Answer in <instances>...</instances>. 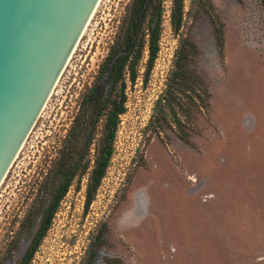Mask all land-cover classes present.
I'll return each mask as SVG.
<instances>
[{"label": "rangeland", "instance_id": "374dc122", "mask_svg": "<svg viewBox=\"0 0 264 264\" xmlns=\"http://www.w3.org/2000/svg\"><path fill=\"white\" fill-rule=\"evenodd\" d=\"M132 0H101L66 69L0 187V264H17L33 233L21 222L100 75ZM165 0L160 51L127 84L114 153L92 204L76 179L30 264H264V0H185L179 34ZM212 95L182 139L156 122L180 40ZM103 81V80H102ZM167 112V111H166ZM188 125L184 116H178ZM95 156L91 148L89 159ZM17 240L9 252V244Z\"/></svg>", "mask_w": 264, "mask_h": 264}, {"label": "trees", "instance_id": "16d2710c", "mask_svg": "<svg viewBox=\"0 0 264 264\" xmlns=\"http://www.w3.org/2000/svg\"><path fill=\"white\" fill-rule=\"evenodd\" d=\"M171 25L179 34L185 17V0H171ZM165 0H132L119 27L110 52L101 65L100 75L82 99L79 111L64 139L58 157L42 182L36 199L21 222L18 239L25 232L33 233L30 246L17 264H30L47 232L61 201L76 179L89 176L86 203L89 207L106 176L114 153V144L122 115L127 107V84L135 83L139 67L147 53L145 77H149L160 51ZM198 48L188 38L180 40L174 69L167 90L156 104V122L170 125L172 117L182 139L189 141L191 127L201 109L209 111L212 95L207 82L193 68ZM103 80V81H102ZM167 111V112H166ZM184 116L185 125L178 116ZM95 156L89 159L91 148ZM98 236L88 253L86 263L93 264L104 245ZM17 240L9 244V252Z\"/></svg>", "mask_w": 264, "mask_h": 264}, {"label": "water", "instance_id": "95a60500", "mask_svg": "<svg viewBox=\"0 0 264 264\" xmlns=\"http://www.w3.org/2000/svg\"><path fill=\"white\" fill-rule=\"evenodd\" d=\"M101 0H0V187Z\"/></svg>", "mask_w": 264, "mask_h": 264}, {"label": "bare ground", "instance_id": "6f19581e", "mask_svg": "<svg viewBox=\"0 0 264 264\" xmlns=\"http://www.w3.org/2000/svg\"><path fill=\"white\" fill-rule=\"evenodd\" d=\"M94 16V15H93ZM93 18V17H92ZM88 27V26H87ZM86 31V30H85ZM85 33V32H84ZM84 35V34H83Z\"/></svg>", "mask_w": 264, "mask_h": 264}, {"label": "flooded vegetation", "instance_id": "af4514ba", "mask_svg": "<svg viewBox=\"0 0 264 264\" xmlns=\"http://www.w3.org/2000/svg\"><path fill=\"white\" fill-rule=\"evenodd\" d=\"M29 246H30V245H29ZM27 250H28V248H27ZM27 250H26V251H27Z\"/></svg>", "mask_w": 264, "mask_h": 264}]
</instances>
